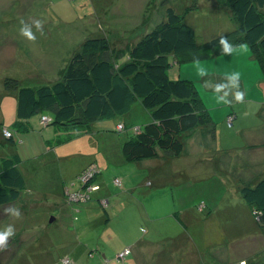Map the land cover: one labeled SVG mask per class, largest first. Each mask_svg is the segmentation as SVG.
Masks as SVG:
<instances>
[{"label": "rangeland", "instance_id": "1", "mask_svg": "<svg viewBox=\"0 0 264 264\" xmlns=\"http://www.w3.org/2000/svg\"><path fill=\"white\" fill-rule=\"evenodd\" d=\"M194 4L196 6L192 7ZM168 6L183 15V21L193 28L198 43L212 40L236 27L229 8L219 6L215 0H0V171L2 159L17 154L20 159L18 168L25 177V185L19 197L0 206V230L9 224L15 228V235L9 239L7 250L0 252V264H125L124 260H118L116 255L126 246L127 233L113 225H110L108 230L104 229L103 221L105 212H109V205L102 208L99 198L95 197V191L99 190L96 178L99 174L104 185L112 187L111 190H114L113 184L120 186L113 182L114 174L132 183L143 180V175L147 173L138 168L139 161L128 162L124 159L121 144L151 121L148 111L136 101L127 112L96 120L88 129L47 125L50 115L45 111L43 117L46 118L41 121L44 126L38 124V114L29 120L31 129L18 131L15 128L16 91L5 90L3 81L11 77L17 79L22 86L51 84L60 78L61 69L79 50L85 39L107 36L114 47H120L121 43L123 46L134 43L166 18L165 10ZM186 7L191 8L187 13ZM21 19L30 25H34V20L42 21L44 34L41 35L33 26L35 42L22 37L19 32ZM248 51L250 52L249 49ZM248 57L249 54L243 52L222 58L220 63H232L224 67L222 64H211L209 70L239 72L253 82L260 67L254 60L250 64ZM181 65L185 67L181 78H188V74L193 73L192 68H187L190 63ZM178 71L179 64H173L168 69L169 77L178 79ZM257 87L259 84L256 83L249 89L248 94L254 99L262 98ZM233 104H243L244 108L252 105L245 100L243 103ZM233 119L234 116L229 114L227 123L231 125ZM222 122L223 127H226L225 119ZM219 127H222V123ZM5 130L12 134L13 141ZM223 130L220 144L224 148L244 144L242 136L233 133L234 129ZM224 134L226 136H223ZM188 142L189 140L185 145L187 151ZM228 158L233 159L235 156ZM94 159L96 163L91 162L83 167L86 169L93 164L96 171L94 180L89 182L91 186L87 187V184H83L84 175L76 174V169L83 162ZM195 159L196 156L193 160ZM190 162L191 160L186 158L175 159L170 163L185 165ZM225 164L226 166L222 164L221 167L225 172H221L222 169L218 171L211 161L200 168L196 178L208 180V183L202 186L211 185V194L208 195L212 198L220 200L218 196L226 192L225 202L218 206L221 214L216 218L223 217L221 221L227 220V223H230L231 214L225 213L226 206L232 205L227 209L237 207L241 197L234 179L237 177L236 164L232 160ZM118 179L120 182L121 179ZM218 180L220 183L215 184ZM146 181L144 179V185ZM195 192V197L205 194L201 191ZM78 193L83 194L81 200H73ZM11 207L20 210L19 219L6 214L5 209ZM196 207L199 215L205 217V203L200 202ZM74 216L77 219H74ZM253 219L257 223L254 216ZM217 223L215 218H211V224L215 225L212 229H217ZM80 224L84 227L77 234L74 226ZM176 229L180 231V228L173 227L161 238L170 237L172 243L178 239ZM143 232L142 229L141 233ZM231 236H222L213 230H207L202 240L196 239V246L203 258L200 263L208 264L210 259L213 264H221L213 259V255L219 252L224 257L233 256V253L238 255L239 250L235 249V241H232ZM168 247L169 256L165 250L166 246L162 245L165 250L162 264H173L174 259L178 260L171 245ZM250 248L251 255L257 247L251 245ZM245 254L243 252L242 256ZM127 257L130 256H126V259ZM240 262L236 257H232L222 264Z\"/></svg>", "mask_w": 264, "mask_h": 264}, {"label": "trees", "instance_id": "2", "mask_svg": "<svg viewBox=\"0 0 264 264\" xmlns=\"http://www.w3.org/2000/svg\"><path fill=\"white\" fill-rule=\"evenodd\" d=\"M215 2L229 8L236 23L232 31L221 35L233 44L247 43L264 74V0ZM185 9L187 13L191 8ZM165 16L137 41L123 47H114L107 36L85 39L68 59L60 78L51 84L22 86L15 78H5L4 89L16 91L15 128L28 131L29 120L38 114L39 124L44 126L41 116L47 111V125L88 129L96 120L127 112L139 100L151 121L122 142L121 153L128 162L160 155L178 157L191 131L210 126L213 133L214 123L195 82L172 79L168 69L193 62L194 57L201 61L223 55L220 36L198 43L183 15L168 6ZM9 139L13 141L12 134ZM19 162L17 154L2 159L0 206L16 200L24 188ZM240 193L264 228V175L254 185L242 187Z\"/></svg>", "mask_w": 264, "mask_h": 264}, {"label": "crops", "instance_id": "3", "mask_svg": "<svg viewBox=\"0 0 264 264\" xmlns=\"http://www.w3.org/2000/svg\"><path fill=\"white\" fill-rule=\"evenodd\" d=\"M121 45L123 47L122 43ZM234 54L237 55L239 53ZM246 54H249L247 61L251 64L254 59L248 50ZM229 57L221 55L201 60V63L208 70L211 68V64H222L224 67L232 62L225 61L220 63L222 58ZM188 66L189 70L192 68L193 73H189L186 79L190 78L195 82L199 95L208 108L214 123L213 133L210 126L198 127L185 137L184 149L180 156L167 157L160 155L157 158L139 161L140 165L138 168L147 173L143 175V180L141 179L140 182L135 183L134 181L132 183L130 180L114 174L112 180L120 178L121 187L113 184L114 190H111L112 187L105 186L103 179L98 174L96 183L99 185V190L95 191V197L99 198V204L102 208H106L109 205V212H105L103 221L104 229L108 230L111 228L110 225H113L127 233L126 246L123 250L130 248L128 255L130 257L124 259L125 264H148L143 263V261H149V264H162V260L165 257L164 251L169 252V245L174 249L172 252L174 251L178 258V260L174 259L173 264H201L203 258L202 255L200 256L199 248L196 245H198L197 240H202L203 236L207 234V230H213L222 236L232 235V241H235V249L239 250L238 255L233 253V256L227 257H224L220 252L219 254L215 253L213 259L218 260L219 263L222 264V262H227L232 257H236L238 262L248 260L253 264H264V228L255 222L251 208L240 193L242 187L254 185L264 175V74H262L260 68V70L257 69L256 80L253 82L240 74L241 90L245 92L244 100L252 104L251 107L244 108L243 104L238 106L237 103V105L232 104L230 106L217 104L215 93L211 89L203 87L204 81H208L211 87L222 82L227 83L224 70H214L213 72L209 70L210 74L201 78L198 76L197 65L190 62ZM184 68V66L179 65L178 76L180 78L184 74ZM229 73L231 72L229 71ZM256 83L259 84L257 89L259 92L261 91L262 98L254 99L248 94L250 92L249 89ZM229 114L234 116L231 125L227 123ZM249 117L250 119L248 120ZM224 119L226 127H223L222 120ZM221 123L222 127H219ZM223 129L225 131L234 129L233 133L237 136H242L244 144L239 147L224 148L220 144V136L224 132ZM223 136H226V134ZM188 140L189 150L187 151L185 145ZM195 156L197 159L193 160ZM229 156H235V158L230 159L228 158ZM174 158L176 160L188 158L191 162L185 165L170 163L175 160ZM57 159L59 158L57 157ZM208 160L212 161L214 168L217 167L218 171H221L222 164L226 166L225 162L230 163V160L236 164L237 177L234 179L237 182L236 189L240 193L241 199L236 204L237 207L233 206L232 209H227L232 205L226 206L225 213L230 212L231 214L230 223H227V220L221 221V219H224L223 217L220 219L216 218L219 217L218 214H221V209L218 206L220 203L223 204L225 202L224 196L226 192L218 196L220 200L212 198L210 197L211 195H208L211 194L209 190L211 185L202 186V184H207L208 180L196 178V173L200 171V168L210 163ZM91 162L96 163L97 161L94 159L83 162L76 169V174ZM221 172L225 171L222 169ZM127 177L129 176L127 175ZM144 179L147 180L145 182L146 186L144 185ZM214 183L218 184L220 180ZM63 185L65 187V183ZM195 190L205 192L204 196L195 197ZM102 200L107 205L103 202L105 204L103 206L101 204ZM211 200L214 202H211ZM200 202L206 205L204 210V213H206L205 217L200 216L198 209H196V205ZM211 218H215L218 221L216 230L212 229L215 225L211 224ZM74 219H77V217L74 216ZM83 227L84 225L80 224L74 226V229H76L78 234L79 231L83 230ZM173 227L180 228V231L176 229L178 239L170 243V237H161L166 235ZM142 229L144 230L143 233H141ZM164 231L166 232L163 233ZM241 240L244 242L240 243ZM165 242L168 244H164ZM162 245L166 246L165 250H163ZM251 245L257 248L250 255ZM243 252L246 254L242 256ZM133 253L134 255H132ZM169 255L170 253H168ZM213 263L208 259V264Z\"/></svg>", "mask_w": 264, "mask_h": 264}, {"label": "clouds", "instance_id": "4", "mask_svg": "<svg viewBox=\"0 0 264 264\" xmlns=\"http://www.w3.org/2000/svg\"><path fill=\"white\" fill-rule=\"evenodd\" d=\"M20 35L29 41L35 42L36 36L32 31L34 26L37 31L41 32L43 35V22L40 20H34V25L28 24L25 20H20ZM220 51L223 55L231 56L234 53L246 52L249 48L247 43L233 44L229 41L227 36L220 35L219 37ZM193 64L198 67V76L203 78L208 76L209 70L204 67L198 57L193 58ZM227 77V83H219L214 87H211L208 81L203 82V87L205 89H211L215 93V100L217 104L232 105L235 103H243L245 92L241 90V77L239 72H231L225 74ZM222 93V94H221ZM6 214L19 219L21 217L20 210L15 207L5 209ZM15 235V228L12 224L7 225L3 230H0V252L6 251L8 247V241ZM241 264H246V261H242Z\"/></svg>", "mask_w": 264, "mask_h": 264}, {"label": "built area", "instance_id": "5", "mask_svg": "<svg viewBox=\"0 0 264 264\" xmlns=\"http://www.w3.org/2000/svg\"><path fill=\"white\" fill-rule=\"evenodd\" d=\"M42 118H43V119H42ZM42 118H41V121H44L46 117H43V116H42ZM41 123H42V122H41ZM228 124H229V122H228ZM121 125H122V123H120L119 127H121ZM229 125H230V124H229ZM5 131H6V130H5ZM6 132H7V131H6ZM6 134H9V132H7ZM9 135H10V134H9ZM94 173H96V171H95V169H94L93 164H90L89 167H87L86 169H83V170L80 172L81 175H84L85 181L83 180V184H84V183L87 184V187H88V186H91V185H89V182H90V180L93 178ZM78 176H80V175H78ZM113 182H114L115 184H117V183L120 184L118 178H114V179H113ZM82 197H83V194H82V193H78V194H76V196L73 198V200H75V201H79V200H81ZM202 203H203V202H202ZM102 205H103V206L105 205V204L103 203V201H102ZM199 208L201 209V207H199ZM256 220H258L257 217H256ZM128 254H129V248H126V249H124L123 251L119 252V253L116 255V257H117L118 260H123V259L125 258V256H127ZM242 261H245V260H242ZM242 261H241V262H242ZM241 262H240V264H241ZM246 264H248V263L246 262Z\"/></svg>", "mask_w": 264, "mask_h": 264}, {"label": "water", "instance_id": "6", "mask_svg": "<svg viewBox=\"0 0 264 264\" xmlns=\"http://www.w3.org/2000/svg\"><path fill=\"white\" fill-rule=\"evenodd\" d=\"M53 220V218H51V220L50 221H52Z\"/></svg>", "mask_w": 264, "mask_h": 264}]
</instances>
